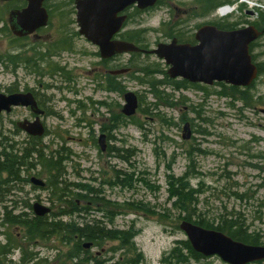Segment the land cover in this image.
I'll use <instances>...</instances> for the list:
<instances>
[{
  "label": "rangeland",
  "instance_id": "rangeland-1",
  "mask_svg": "<svg viewBox=\"0 0 264 264\" xmlns=\"http://www.w3.org/2000/svg\"><path fill=\"white\" fill-rule=\"evenodd\" d=\"M63 1L50 0L51 27L40 32L41 38L27 40L15 37L8 27L7 14L15 3L0 1V92L26 91V84L39 89L38 81H33V77L26 78V56H32L31 47L44 51L46 45L55 40L56 17L60 15L55 4L61 5ZM236 1L238 6L223 17L225 24L239 21L245 26L246 21L256 19L258 9L264 10V0ZM191 4L192 0H161L159 6L143 13L135 14L134 10H129L132 15L122 33L138 31L148 48H154L159 42L167 43L171 32L173 34L186 24L197 23L193 17L180 16L181 11L173 7ZM67 9L70 7L63 11L60 7L63 17ZM194 12L190 10L189 14ZM69 18L73 19V14L63 19ZM66 21L61 26L68 25L71 30H76L75 24ZM184 37L186 40V35ZM261 41L262 46H254L251 53L255 62L264 68V36ZM71 47L73 51L58 49L56 55L45 60L44 64L48 63L50 68H63L64 74L72 79L66 81L59 75L52 79L47 75L44 79L49 87L43 93L50 114L45 119L44 135L37 138L44 151H60L63 172L58 179L63 183L59 185L66 184L76 193L80 190L70 184L87 183L99 189V196L106 200L137 202L144 206L147 210L142 207L118 214L113 224L101 218L107 227L124 230L131 227L136 232L133 241L144 256L141 264H159L162 255L176 240L186 239L179 229L181 220L171 205L174 199H168L169 176L186 174L190 188L201 190H196L194 207L197 214L205 215L214 223L219 221L221 214L238 217L244 221L248 232L257 233L264 240V114L260 112V108H264V74L256 78L248 93L257 101L244 106L240 100L217 94L222 89L218 84L173 89L162 73L167 70L162 60L151 54H124L121 62H125L124 67L129 71L119 77L121 85L113 80L112 88L103 90L96 85L97 76L101 75L100 79H103L104 75L100 70L97 46L76 37ZM83 51L86 54H82ZM142 66L155 70L146 79L158 81L163 98H156L149 85L139 81L138 77L143 76ZM178 79L181 78L173 80ZM126 91H132L138 97V108L132 117H125L120 112ZM24 118V107H16L10 114L3 113L0 132L4 135L8 131L13 133L15 124L11 121ZM186 122L189 127L184 130ZM187 133L188 138L183 139ZM100 134L105 135L103 151L97 143ZM25 135L24 131H17L14 139L20 141ZM119 171H134L138 181L130 189L112 184L116 180L114 173ZM28 173L29 178L36 176L48 185V174L40 166ZM17 188L20 189L19 199L15 197L18 204H23L19 201L22 199L29 204L38 201L52 206L47 187L38 188L26 181ZM4 203L8 208L12 204ZM2 215L0 204V245L6 243L9 233L16 234V247L4 256L5 260L0 257L4 264H23L22 254L26 253L27 259L29 251L43 264H56L55 254L69 247L54 240L46 243L21 241L20 229L1 224ZM96 217L101 214L96 213ZM115 246V242L104 241L101 246L90 247L89 251L105 259L112 255L111 248ZM120 253L118 250L114 259ZM186 264L227 263L214 255ZM249 264H264V261Z\"/></svg>",
  "mask_w": 264,
  "mask_h": 264
},
{
  "label": "trees",
  "instance_id": "trees-1",
  "mask_svg": "<svg viewBox=\"0 0 264 264\" xmlns=\"http://www.w3.org/2000/svg\"><path fill=\"white\" fill-rule=\"evenodd\" d=\"M200 1V0H199ZM214 2V9L218 6L231 2V0H204ZM72 0H65L61 3L62 11L64 7H69ZM199 4V3H196ZM242 7L244 5H241ZM49 8V3L47 5ZM59 6L55 5L56 10L59 11ZM241 8V7H239ZM137 9L133 13L136 14ZM257 17L254 22L246 21L247 24L252 23L257 29H264V10L258 9ZM131 16L132 13H128ZM63 17V15H61ZM235 22L231 24L222 23V28L234 27ZM175 37L179 42H187L184 34L175 30L169 34V37ZM120 37L123 40L129 41L137 45L139 48L148 50V46L142 42V35L139 32L121 33ZM63 41L65 39L63 38ZM252 48V46H251ZM131 55H139L140 53H130ZM254 59V58H253ZM258 75L264 73L262 64L256 63ZM149 67V66H148ZM146 66H142L140 71L143 73L142 77H138L143 84H148L151 92L156 98H163V92L159 90L158 81L152 82L146 79V76L155 73V70ZM166 81L173 87V89H180L184 87H201L199 84L190 83L185 79H178L176 82L167 74V70L162 71ZM113 77L110 76L109 85L112 88ZM222 87L216 92L220 96H227L240 100L244 106H249L252 102L257 100L252 99L249 95L250 87L239 88L236 86L225 85L223 83H215ZM132 117V116H131ZM129 122V119H127ZM133 123L139 124L135 121ZM140 125V124H139ZM19 132L16 128L13 133L10 131L7 134L0 132V204L2 205L3 215L1 224L10 226L11 228L20 229L21 241H29L32 243L49 241H56L61 245L69 246L66 250H59L55 254L56 264H141L144 262L142 252L136 247L133 238L136 234L130 228L117 229L107 227L101 218L106 219L110 224H113L118 214H124L133 210H140L142 207L137 202H123L116 203L115 201L106 200L103 196H99L100 190L94 188L90 184H70V186L78 188L79 192H74L68 189L59 181V177L63 172L61 165V155L59 150L44 151V148L38 142V137H24L20 141L14 139V135ZM11 133V134H9ZM36 166H40L43 171L48 174V185L45 182L44 187L48 188L49 198L51 201L50 212L43 216H32L30 212L20 209L16 212L19 188L22 182H29V171ZM114 185H121L130 189L134 182L138 181L134 177V171H119L114 173ZM25 175V176H24ZM168 183V199L173 198L171 205L177 211V218L181 221H189L197 224L203 228L215 229L223 232L234 240L243 242L249 245H264V240L254 232H248L244 226V221L238 217L221 214L219 221L214 223L204 216L196 213L194 202H196V193L201 190H192L187 182L186 174L180 177L169 176ZM36 187V186H35ZM241 196V195H238ZM10 197L11 199H8ZM9 201L13 203L11 208H8L4 202ZM22 201L21 207L32 210L31 204L25 200ZM121 210H125L122 212ZM147 210V209H146ZM145 211V210H143ZM93 212V213H91ZM33 213V212H31ZM96 213L101 214V217H96ZM89 216V217H88ZM104 241L115 242L116 246L111 248L112 255L108 258H100V255H92L89 251L90 247L101 246ZM90 243L89 248H85L84 244ZM12 246V248L10 247ZM16 247V234L9 233L6 243L0 245V257L12 251ZM52 248H55L53 246ZM57 248V247H56ZM121 250L118 258L114 259V254ZM29 256L26 259V253L22 254L23 264H43V262L35 260L33 252L29 251ZM204 256L193 250L190 242L187 239L176 240L173 247L166 251L159 264H186L190 260L200 261ZM115 260V261H114ZM110 262V263H108ZM261 261L257 262L260 263ZM0 264L4 261L0 259Z\"/></svg>",
  "mask_w": 264,
  "mask_h": 264
},
{
  "label": "water",
  "instance_id": "water-1",
  "mask_svg": "<svg viewBox=\"0 0 264 264\" xmlns=\"http://www.w3.org/2000/svg\"><path fill=\"white\" fill-rule=\"evenodd\" d=\"M27 5L21 10L9 13V20L15 18L12 29L15 35L25 36L39 27L45 26L47 12L42 6L44 0H25ZM157 0H74L76 21L79 33L88 41L98 46L102 57H109L114 53L143 52L154 54L168 65L167 74L170 78H182L191 83L212 85L214 82L247 87L252 84L258 75V69L252 61L249 45L257 39L263 30L253 25L232 30H222L215 26H201L195 34L197 43H158L149 50L139 48L132 42L113 39L121 29L126 14H120L128 6L135 5L139 9L153 6ZM249 14H251L249 12ZM122 69L119 73H125ZM124 104L121 113L125 116L135 114L138 99L134 92L123 94ZM30 105L35 102L31 94L14 92L5 94L0 92V114L9 113L13 107ZM37 112V111H36ZM264 114V108L260 109ZM18 128L31 136H42L44 127L40 121L35 120L26 125V119L17 122ZM186 122L183 129L187 130ZM183 135V139L188 138ZM104 136H99V147L105 150ZM30 182L39 187L44 181L32 176ZM32 211L36 216H43L50 212V207L40 202L32 204ZM179 229L184 232L194 251L201 255L218 256L227 264H248L264 260V245H249L237 241L215 229L203 228L189 221H181ZM85 248L90 243L84 244Z\"/></svg>",
  "mask_w": 264,
  "mask_h": 264
},
{
  "label": "flooded vegetation",
  "instance_id": "flooded-vegetation-1",
  "mask_svg": "<svg viewBox=\"0 0 264 264\" xmlns=\"http://www.w3.org/2000/svg\"><path fill=\"white\" fill-rule=\"evenodd\" d=\"M0 1L1 2H8L10 4L13 1L15 3V5L11 9H9V11H8L7 23H8L9 30L17 38H26V40H27V39L33 37L34 39H39V38H41L40 32H42L44 29H48V27L50 28L52 25L51 22L53 21V15L51 14L50 9L47 7L50 0H44L42 3V6L45 8V10L47 12L46 25L37 28L36 30H34V32H32L30 34H26L25 36H17L14 34L13 29H12V25H13V27L15 25V18H13L12 20H9V13L12 11L21 10L23 7H25L27 5V1H25V0H0ZM160 1L161 0H157L155 5L151 8L159 6ZM196 3H199V4H196ZM55 5L60 6L59 4H55ZM213 6H214V2L208 3L207 1H204V0H200V1L199 0H192V4L189 6L187 5L186 7H180V6L173 5L175 10L181 11V13L179 14L180 16L182 15V16L187 17V18L193 17L194 20H197L196 21L197 23H194L193 25H191V24L187 25L186 24L183 27L176 29L179 32H182L184 35H186V40H188L187 42H179L178 39L175 37H171L169 39V42L174 39V40H176L177 43H188V44L194 45L197 43L196 38H195L196 31L201 26H204V25L215 26L216 28L222 29V30H224V29L225 30H231V29L240 28V27L244 26V25H242L241 22L236 21L234 27L222 28L221 26H222V23L224 21V18L215 14V9ZM69 7H70V9H68L67 11H64V14H65L64 17L61 16V14H62L61 10H59L60 15L56 17L58 19V24H57V29L54 32L55 36H56L55 40L53 42H49V44L46 45L48 47H45L44 51H40L39 49L33 50L31 47L30 50L33 51L32 56H30V57L26 56V78L33 77V81H38L39 89L30 88L26 84V91H21V92H26V95L31 94V96L33 97L34 102H35V106L33 108L30 105H26V107H24V108H26V118H24L23 120L26 119V125H28L29 123H31L35 120H38V121H40V123L44 127L45 131H46L45 119H46L47 115L50 114V112L47 110V108L45 106L46 101L44 98L45 94L43 93V91L47 90V88H49V87L47 86L44 79L46 78L47 75H49L50 79H52L56 75L61 76L66 81H70L72 79V77H70L67 73H66L67 75L64 74V72H66V71H64L63 68H58V69L50 68V66H48V63L44 64L45 60L51 59L53 55H56L58 49L65 50V51H73V47H71V45L73 44V41L76 37L83 38L87 44H91L93 46H96L94 43L88 41L83 35H81L79 33L80 28H79L78 23L76 21V9H75L74 0H72V4H70ZM135 9H137L135 12L139 14V13H143V12L148 11L150 8L139 9L136 6L132 5V6H128L123 12H120L119 15L123 14V13L126 14V16H127L126 21H129V18H128L129 10H135ZM190 10H195L196 12H194V14H191L192 12L189 14ZM71 14H73V16H74L73 19L69 18V20H67V21L63 19V18H66L67 15L71 16ZM63 21L70 22L71 24H75L76 30H74V31L71 30L70 28H68V25L65 27L61 26ZM252 22H254V19L252 20ZM125 23H127V22H125ZM250 24H252V23H250ZM125 26H126V24L123 26L122 31L125 28ZM122 31H120L116 35H114L113 39L123 40L120 37ZM263 36H264V33H262L256 40H254L253 42L250 43V52L254 46H258V45L262 46L261 38ZM63 38L65 39V41H63ZM251 46H252V48H251ZM46 48H47V50H46ZM97 48H98V46H97ZM38 52H40L42 54L41 57H37L35 55ZM82 54H86V52L83 51ZM97 54L100 57V61H99L100 62L99 64L101 65L100 70H102V72L104 74L103 79H100L102 77L101 75H98L96 78V80H98V82L96 83L98 88L105 90V88L107 87L110 89V85H109L110 76L113 77V80L115 81V83L118 82L119 85H121V81L119 80V77L122 76L123 74H125L126 72L125 73H119V71L122 69H127L126 67H124L125 62H123V63L121 62V56L126 54V53H114L113 55H111L109 57H102L100 55L99 48H98ZM140 54H147V53H140ZM251 55H252V59L255 58L253 53H251ZM253 61L255 62V59H253ZM255 63H257V62H255ZM102 64L106 65V67H104ZM110 65L112 66V68L109 67ZM107 82H108V84H107ZM14 92H20V91H16L14 89V91L9 90L6 93L9 94V93H14ZM17 107H22V106H17ZM14 108H16V107H14ZM12 110L6 114H10L12 112ZM120 112H121V109H120ZM2 114H0V116ZM17 122H19V121H16V122L11 121L12 124H15L14 130L16 128H18ZM19 132H21V130H19ZM101 135H103L104 139H105V135L100 134L99 136H101ZM25 136L31 137V135H28L27 133ZM32 137H36V136H32ZM98 142H99V137L97 139V143ZM104 144H105V148H106V143H104ZM98 145H99V143H98ZM29 182H30V178H29Z\"/></svg>",
  "mask_w": 264,
  "mask_h": 264
},
{
  "label": "bare ground",
  "instance_id": "bare-ground-1",
  "mask_svg": "<svg viewBox=\"0 0 264 264\" xmlns=\"http://www.w3.org/2000/svg\"><path fill=\"white\" fill-rule=\"evenodd\" d=\"M64 9H66V7H64ZM68 10V9H67ZM67 10H65V11H67ZM226 11L228 10L227 8L225 9ZM37 57H41L42 56V54L40 53V52H38V53H36L35 54ZM36 202V201H35ZM34 203V202H33ZM32 203V204H33ZM17 204V208H16V212H18L20 209H22V210H25V211H28V212H30V214H32V216H36V215H34V213H31V210H29L28 208H25V207H21L23 204H18V202L16 203ZM32 204H31V206H32ZM13 206V203L10 205V208ZM33 212V211H32Z\"/></svg>",
  "mask_w": 264,
  "mask_h": 264
},
{
  "label": "built area",
  "instance_id": "built-area-1",
  "mask_svg": "<svg viewBox=\"0 0 264 264\" xmlns=\"http://www.w3.org/2000/svg\"><path fill=\"white\" fill-rule=\"evenodd\" d=\"M225 8H226L225 6H224V7H221V8H219V11L221 12V11H223ZM224 12H225V11H224Z\"/></svg>",
  "mask_w": 264,
  "mask_h": 264
}]
</instances>
